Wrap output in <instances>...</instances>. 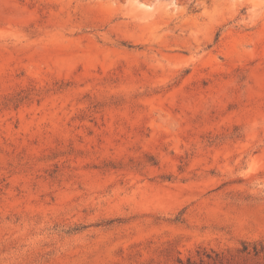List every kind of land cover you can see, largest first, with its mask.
Segmentation results:
<instances>
[{
    "label": "rangeland",
    "instance_id": "1",
    "mask_svg": "<svg viewBox=\"0 0 264 264\" xmlns=\"http://www.w3.org/2000/svg\"><path fill=\"white\" fill-rule=\"evenodd\" d=\"M0 264H264V0H0Z\"/></svg>",
    "mask_w": 264,
    "mask_h": 264
}]
</instances>
